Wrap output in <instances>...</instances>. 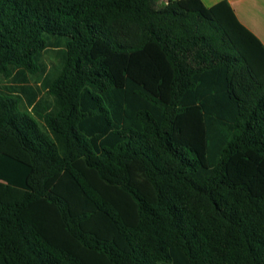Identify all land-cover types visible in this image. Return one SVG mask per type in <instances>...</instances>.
<instances>
[{
	"label": "trees",
	"instance_id": "obj_1",
	"mask_svg": "<svg viewBox=\"0 0 264 264\" xmlns=\"http://www.w3.org/2000/svg\"><path fill=\"white\" fill-rule=\"evenodd\" d=\"M0 264H264V43L227 0H0ZM23 95H27L26 107Z\"/></svg>",
	"mask_w": 264,
	"mask_h": 264
},
{
	"label": "rangeland",
	"instance_id": "obj_2",
	"mask_svg": "<svg viewBox=\"0 0 264 264\" xmlns=\"http://www.w3.org/2000/svg\"><path fill=\"white\" fill-rule=\"evenodd\" d=\"M165 0H157V6L164 3ZM59 52L57 49H48L43 56V71L39 75H27V80L21 79H6L0 76V90H5L6 87L14 89V93L20 95V87H30L32 90L38 92V97L43 96L46 93L44 82L46 78L55 72L56 67L59 63ZM7 90V89H6ZM23 106L26 107L27 95H23Z\"/></svg>",
	"mask_w": 264,
	"mask_h": 264
},
{
	"label": "crops",
	"instance_id": "obj_3",
	"mask_svg": "<svg viewBox=\"0 0 264 264\" xmlns=\"http://www.w3.org/2000/svg\"><path fill=\"white\" fill-rule=\"evenodd\" d=\"M168 0H165L166 3ZM212 6L220 0H202ZM239 21L264 43V0H227ZM163 4V3H162ZM161 4V5H162Z\"/></svg>",
	"mask_w": 264,
	"mask_h": 264
}]
</instances>
